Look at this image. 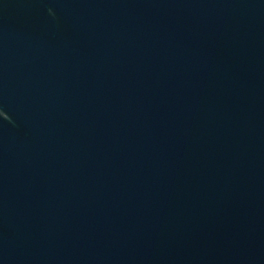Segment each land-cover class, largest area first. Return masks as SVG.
Here are the masks:
<instances>
[{
    "label": "water",
    "instance_id": "water-1",
    "mask_svg": "<svg viewBox=\"0 0 264 264\" xmlns=\"http://www.w3.org/2000/svg\"><path fill=\"white\" fill-rule=\"evenodd\" d=\"M0 264H264V0H0Z\"/></svg>",
    "mask_w": 264,
    "mask_h": 264
}]
</instances>
